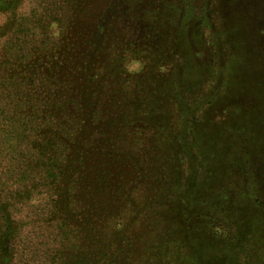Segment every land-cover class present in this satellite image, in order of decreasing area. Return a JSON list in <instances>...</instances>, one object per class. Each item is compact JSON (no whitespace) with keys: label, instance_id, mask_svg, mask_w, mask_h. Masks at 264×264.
Wrapping results in <instances>:
<instances>
[{"label":"rangeland","instance_id":"rangeland-1","mask_svg":"<svg viewBox=\"0 0 264 264\" xmlns=\"http://www.w3.org/2000/svg\"><path fill=\"white\" fill-rule=\"evenodd\" d=\"M233 1L241 0H79L74 8L79 31L88 29L94 19L107 14L116 27L125 28L143 20L154 7L168 6L173 10L180 5L190 18L189 30H183L185 36L179 40L181 58L177 63H172L170 54L171 61L167 63L162 57L161 47L170 33L162 28L161 32H155L153 24H141L150 27L146 33H160L157 40H148L146 34L144 39L161 82L158 98L155 95L153 100L167 105L171 98L182 93V115L171 114L163 126L146 118L142 119L148 121L145 125L142 120H121L120 124L112 121L110 126L117 125L120 129L114 132L115 127L111 128L113 141L108 147L117 141L120 152L116 151V160L103 163L101 169L106 179H115L116 186L131 182L140 184L144 194L153 189L161 195L168 194L171 198L168 207L174 204L171 200L179 194H176L178 187H187L190 178L196 181L195 188L189 200H181L166 211L160 207L161 211L152 213L158 214L152 216L155 224L152 222L146 228L149 231L139 233L140 240H126L122 245L120 239L110 258L118 251L117 256L125 260L124 264H264V0H243L248 6L243 9L231 8ZM45 9L46 4L41 0H25L21 8L27 20ZM5 21L6 14H0V73L11 37L9 33L3 35ZM34 31L36 37L31 35ZM21 35L28 36L25 40L32 42L36 39L42 42L47 37L32 23H26ZM141 59L129 56L123 65L125 75L111 66L115 74L103 71L99 75L95 83L103 99L99 106L106 104L112 88H121L126 75L139 78ZM147 73L144 70L142 75ZM172 109V104L164 107L167 112ZM121 111L114 109L119 120ZM98 123L101 125V121ZM9 124L0 112L3 194L21 187L17 181L20 174L13 169L20 160L17 157L35 154L28 152ZM127 128L126 136L122 129ZM101 130L99 127L92 133L95 140L106 137ZM87 137L91 139V133ZM104 152L107 151L100 148L93 154ZM156 165L162 171L159 174L167 178L166 187H160L154 178L149 179L152 173H158L154 170ZM14 171L16 174L10 176ZM170 187L173 189L169 192ZM47 194L32 195L33 201L16 202L14 208L21 207L22 216L33 217L29 212L42 209ZM33 225L38 227L35 224L25 227L27 241L32 242L26 248L39 246L47 251L56 234L50 228L48 234L52 237L41 238ZM47 254L50 256L48 251Z\"/></svg>","mask_w":264,"mask_h":264},{"label":"trees","instance_id":"trees-1","mask_svg":"<svg viewBox=\"0 0 264 264\" xmlns=\"http://www.w3.org/2000/svg\"><path fill=\"white\" fill-rule=\"evenodd\" d=\"M24 1L0 0V14H6L3 35L11 34L6 57L1 62L0 103H4L0 112L28 152L35 154L17 157L20 160L13 169L20 174L18 190L3 194L4 189L0 188V264H45L46 261L48 264H124L125 260L117 256L118 251L109 257L117 242L121 239L123 245L126 240H140L139 233L147 231L152 222L155 224L152 216L158 214L152 213L161 211L160 207L166 211L181 200H189L195 188L196 181L190 178L187 187H178L176 194H179L168 207L171 199L168 194L161 195L154 189L144 194L140 184L131 182L116 186L115 179H106L101 169L103 163L116 160V151L120 152L117 141L108 147L113 141L111 128L115 127L114 132L120 129L117 125L110 126L112 121L120 124L123 120L138 122L146 118L163 126L171 114L182 115V93L171 98L167 105L153 100L155 95L158 98L161 82L144 39L146 34L148 40H157L160 33H146L150 27L141 24H153L155 32H161L162 28L170 33L161 47L162 57L167 63L171 61L170 54L172 63H177L181 58L179 40L185 36L183 30H189L188 12L180 5L173 10L168 6L154 7L143 20L125 28L116 27L110 14L101 15L88 29L79 31L73 14L79 0H41L46 4L44 13L28 20L21 10ZM231 5V8L248 7L243 0L233 1ZM26 23L39 27L47 36L45 40H25L28 36L21 32ZM31 35L36 37L35 31ZM129 56L142 58L140 79L126 75L121 88H112L106 104L99 106L103 100L95 86L99 75L103 71L124 74L123 65ZM144 70L149 73L143 76ZM146 94L152 95L146 97ZM170 104L171 112L165 111L164 107ZM118 108L122 109L120 120L114 113ZM142 121L145 125L147 120ZM99 127L106 137L95 140L92 133ZM127 130L122 129L126 136ZM86 139H89L87 143ZM100 148L107 152L93 154ZM154 170L158 173H152L149 179L154 178L160 187H166L167 178L159 174L162 171L159 172L158 165ZM44 193H48L47 201L42 209L29 212L33 217L22 216L21 207L14 208L16 202L33 201L32 195ZM30 224L38 226L33 225L41 238L52 237L48 234L50 228L56 234L52 246L46 248L50 256L39 246L26 248L32 244L24 232Z\"/></svg>","mask_w":264,"mask_h":264}]
</instances>
